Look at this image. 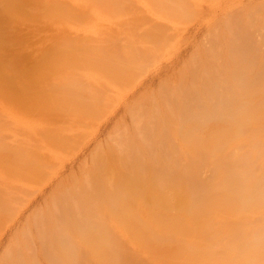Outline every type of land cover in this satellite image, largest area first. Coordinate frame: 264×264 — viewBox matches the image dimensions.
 <instances>
[{"label":"bare ground","instance_id":"6f19581e","mask_svg":"<svg viewBox=\"0 0 264 264\" xmlns=\"http://www.w3.org/2000/svg\"><path fill=\"white\" fill-rule=\"evenodd\" d=\"M84 1L0 0L1 74L16 68L3 51L21 45L16 30L34 24V35L46 33L38 66L17 89L11 78L0 80V207L30 181L27 163L39 173L46 149L57 151L65 131L79 133L82 119L98 116L102 96L134 61H146L145 44L169 23L158 0L152 8L162 18L138 14L134 0H114L107 13L96 8L103 20L88 39L74 37L87 17ZM231 10L225 22L232 25L218 26L210 44L130 105L131 123L96 149L87 171L56 188L1 264H114L126 243V264H251L264 233V17ZM142 21L150 22L147 31L138 28ZM116 59L122 64H111ZM247 66L253 78L244 75ZM43 88L50 94L40 97ZM236 95L243 103L233 113Z\"/></svg>","mask_w":264,"mask_h":264},{"label":"rangeland","instance_id":"374dc122","mask_svg":"<svg viewBox=\"0 0 264 264\" xmlns=\"http://www.w3.org/2000/svg\"><path fill=\"white\" fill-rule=\"evenodd\" d=\"M85 1L86 8L89 9L90 6L91 8L90 10L85 9L87 17L85 18L86 20H83V27L79 31L77 30L78 32L76 31V34L75 31L72 34L76 37L80 32L85 35V37L82 38L88 39L92 34L91 32L94 31L92 30L93 26L97 25L94 24L95 21H97V19L103 20L102 14L104 11H102V9L106 11L108 4L110 5L114 0H101L100 2L98 0L100 3L98 7L96 6L97 2L93 5L92 0H90L88 1L90 5ZM134 1L139 6L137 8L141 10L139 11L138 9V14L142 13L144 16H147V18L150 16L162 18V16L159 13L157 14L152 8L154 0ZM160 1L161 2L158 0V3H162L161 5L167 9V20L169 23L167 22V27H163V30L159 32L156 43L148 42L145 44V48L149 51V56L146 61L141 63H135L134 61L131 67L125 69L124 73L126 77L120 81L111 95L104 94L102 96L98 116L94 119L87 118L81 120V130L79 133L65 131L63 133V139L67 142L65 145L57 148V151H52L51 148H45V158L43 160L44 167L42 171L39 173L34 172L35 170H32L35 165L33 162H29L25 165L24 169L31 171L30 181L26 183V187L23 191H19L12 195L10 198L12 201L11 205L6 208L0 207V264L4 261L11 245L22 242L20 233L27 225L28 220L31 217H35L40 210L46 208L50 204L56 188L61 186L67 187L73 177H78L82 172L87 171L91 164L92 155L96 149L106 146L110 139L115 136L116 130H118L122 124L131 123V115L129 113L130 105L135 102L137 98L149 96L153 91L158 90L167 75L181 68L180 66H182V63L186 59L192 57V54L196 51L198 46L201 44H210L212 34L215 29H218V26L223 28L231 24L230 21L227 22L228 20L225 22V19H227L226 16H228V14L229 16L230 14L232 15V7L236 8L238 12L243 11L245 8L254 11L259 10V19L260 17H264V0H187L186 5H182L180 0ZM96 8H99L98 10L102 14L98 12ZM95 9L96 11H94ZM108 11L109 7L107 9V12ZM225 12H228V14ZM95 13H98L99 16H96ZM231 17L232 16L228 17V19ZM89 18H91V20ZM3 22L4 21L1 19L0 35L6 32V30L4 31L5 28L3 29L2 27ZM36 23L40 25L38 22ZM150 27L151 24L148 21L139 22L138 25V28L142 31H147ZM35 31L37 30H35L34 24H27L24 28L16 30L15 36L22 46L18 43V46H20H17L18 49L14 51L9 52L8 49L3 50L10 58L13 56L12 58L15 57L14 59L16 60L14 62L15 64H7L8 67H16L15 70H13V72H15H11V76L7 72H3L2 76L1 72L3 69L0 71V80L2 82L9 78L12 79V90H16L17 84L22 83L21 77L24 75L25 71L27 72L30 70L29 72L31 73V71L38 66L37 64L40 60V56L36 53V51H38L37 44L44 40L46 33L40 29L37 35H34L33 32ZM87 35H89V37ZM1 37L2 36H0V38ZM262 53L264 54V50ZM17 56H19L20 59L18 58L17 60ZM113 61L114 62L111 64H122V61L119 59ZM240 64L243 66L247 65L246 62H241ZM252 71L254 72L251 67L247 66L244 69V75H248L247 78H253ZM8 85L9 84L2 83L4 87ZM256 85L258 86L259 84ZM33 91L35 90L33 89ZM46 94L50 93L45 88L39 91L40 97ZM25 96L28 98L30 94H25ZM235 99L238 102L231 107V112L233 113L239 109V103H243V98L241 96L236 95ZM23 101V103H25V99H23ZM251 126L256 128V123L252 122ZM219 191L221 190L216 192ZM219 194H221V192ZM236 203L237 200H235L233 204L225 207L219 204L216 206V210L229 209L234 207ZM247 229L252 231L254 229V224L248 225ZM36 243H38V241H36ZM52 243L53 241L50 240L46 244H40L38 246L40 249H43L51 246ZM257 244L262 246V250L254 257L251 264H264V233L258 236ZM128 247V243L120 246L122 253L115 259L114 264H126L127 257L123 251ZM41 264H48V262L42 259Z\"/></svg>","mask_w":264,"mask_h":264}]
</instances>
